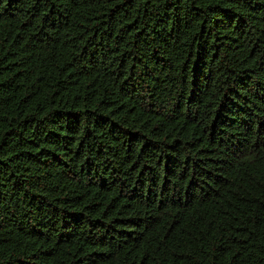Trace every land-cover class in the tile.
I'll use <instances>...</instances> for the list:
<instances>
[{"label":"trees","instance_id":"obj_1","mask_svg":"<svg viewBox=\"0 0 264 264\" xmlns=\"http://www.w3.org/2000/svg\"><path fill=\"white\" fill-rule=\"evenodd\" d=\"M0 264H264V0H0Z\"/></svg>","mask_w":264,"mask_h":264}]
</instances>
